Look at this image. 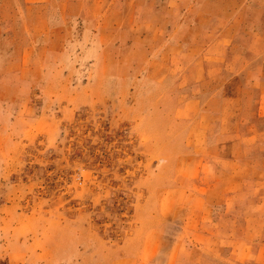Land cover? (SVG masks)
<instances>
[{"label":"rangeland","instance_id":"1","mask_svg":"<svg viewBox=\"0 0 264 264\" xmlns=\"http://www.w3.org/2000/svg\"><path fill=\"white\" fill-rule=\"evenodd\" d=\"M139 1L152 11L129 2L114 12L111 0H0V264H161L164 247L144 253L143 236L164 246L180 237L193 208L182 198L198 192V178L180 169L182 126L164 92L175 75L163 66L160 85L143 78L146 53L160 47L120 44L122 30H104L101 60L91 58L96 29H84L81 12L97 2L94 26L153 18L170 38L178 20L201 21L191 0L179 14L174 0Z\"/></svg>","mask_w":264,"mask_h":264},{"label":"crops","instance_id":"2","mask_svg":"<svg viewBox=\"0 0 264 264\" xmlns=\"http://www.w3.org/2000/svg\"><path fill=\"white\" fill-rule=\"evenodd\" d=\"M181 1L172 4L175 14L183 10ZM129 2L150 11L154 7L149 1L111 0V10L123 11ZM191 2L190 12L201 21L178 20L171 26L176 31L173 38L166 36L167 25L153 18L142 26L130 22L94 26L89 14L97 2H84L81 11L84 29L91 33L96 29L88 47L95 52L91 58L101 60L104 30H122L120 44L160 47L155 54L146 53L143 78L160 85L154 78H164L163 66L175 75L164 92L174 94L172 119L182 126L178 129L185 143L181 172L196 174L198 192L193 191L191 200L182 198L181 205L193 208L179 238L173 235L164 246L157 236L147 234L140 247L144 253L164 247L166 261L161 264H264V0ZM37 22L39 18L34 25ZM141 27L157 32L158 41H146L147 32ZM26 44L31 48L33 40ZM239 44L240 51H230L231 45ZM171 46L174 51L166 52ZM183 180L187 178L180 181L185 189ZM188 221L195 222L194 228Z\"/></svg>","mask_w":264,"mask_h":264}]
</instances>
